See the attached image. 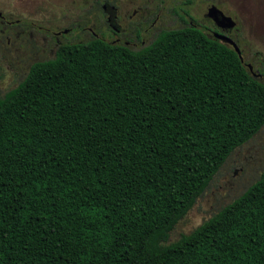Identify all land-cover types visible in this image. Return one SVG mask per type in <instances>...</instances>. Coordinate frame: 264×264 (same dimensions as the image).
<instances>
[{"label": "trees", "instance_id": "1", "mask_svg": "<svg viewBox=\"0 0 264 264\" xmlns=\"http://www.w3.org/2000/svg\"><path fill=\"white\" fill-rule=\"evenodd\" d=\"M190 2L130 21L135 45L98 14L104 30L70 24L0 90V264H264V168L166 243L264 125V61L253 75Z\"/></svg>", "mask_w": 264, "mask_h": 264}, {"label": "rangeland", "instance_id": "2", "mask_svg": "<svg viewBox=\"0 0 264 264\" xmlns=\"http://www.w3.org/2000/svg\"><path fill=\"white\" fill-rule=\"evenodd\" d=\"M115 6L117 23L138 21L156 9L151 26H166L165 7L176 0H108ZM180 1V0H177ZM93 0H0V90L12 86L32 61L52 55L47 35H58L70 24L84 29L104 30L92 9ZM212 2L234 22L230 35L237 38L243 65L255 72L264 61V0H191L185 4L191 15L204 24L210 20L204 7ZM206 32V30H204ZM210 35L209 32H206ZM81 35V34H80ZM146 36V34L144 35ZM87 37L82 33L80 40ZM106 39L111 38L106 32ZM248 69V68H247ZM264 80V78H261ZM264 168V125L246 142L235 148L219 168L207 190L198 196L186 214L170 230L166 243L186 234L208 218L221 205L238 195Z\"/></svg>", "mask_w": 264, "mask_h": 264}, {"label": "flooded vegetation", "instance_id": "3", "mask_svg": "<svg viewBox=\"0 0 264 264\" xmlns=\"http://www.w3.org/2000/svg\"><path fill=\"white\" fill-rule=\"evenodd\" d=\"M207 3H209V2H207ZM101 7H102V11H103V20H104L106 26L109 27L108 35L111 38V41L118 42L120 40H123L122 38H124V37H135V34L133 33V31H129L128 30L129 28L127 27L128 23L130 22V20L127 22V24L125 26L126 27L125 29H121L120 28V26L117 23V15H116V12H115V6L113 4H109L108 2L105 1V2H101ZM221 13L224 16H228V15L224 14L222 11H221ZM155 17H154V19H155ZM142 18H144V17H142ZM208 18H209L210 22H209V24H206V26H207L206 32H209L210 35H208L205 32L206 35L216 38L215 34H219V35L221 34V35H225V36L229 37L233 42L237 41V38L232 37L230 35V29H231L232 25L231 26L228 25L229 21L220 20L219 16L217 17V22H214L210 17H208ZM154 19L152 20V22L154 21ZM0 21L2 23H8L7 21H4L2 19ZM152 22L150 23V26H151ZM233 24H234V22H233ZM77 26H79V25L78 24H72V27H76L77 28ZM70 29H71V27L68 26L67 28H64L61 32L57 33L58 35H54V36L46 34L45 35L46 36L45 37L46 38L45 44H49V42H51L52 48H53V51H54L55 44L60 42L61 35L62 34H66ZM87 30L93 31V30H91L89 28ZM145 34H146V28H144L141 31V35H143L144 39H145V36H144ZM123 42L125 44L135 45L134 42L128 41V40H123ZM235 44H236V42H235ZM239 51H240V49H239ZM52 54H53V52H52ZM247 66H248L247 67L248 70L251 71V66H249V65H247ZM252 74L261 77L260 74H258L257 70H255V72L252 71Z\"/></svg>", "mask_w": 264, "mask_h": 264}, {"label": "water", "instance_id": "4", "mask_svg": "<svg viewBox=\"0 0 264 264\" xmlns=\"http://www.w3.org/2000/svg\"><path fill=\"white\" fill-rule=\"evenodd\" d=\"M204 11H205V15L210 17L214 22H217V17H220V20H226L229 21L228 25H233V20L228 17V16H224L221 11L216 8L211 2L206 3L205 7H204ZM216 39H218L220 42L225 43L229 46H231L234 50V52L236 53L237 57L239 58V60L241 61V56H240V51L238 46L235 44V42H233L229 37L225 36V35H219V34H215Z\"/></svg>", "mask_w": 264, "mask_h": 264}]
</instances>
